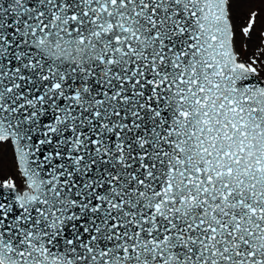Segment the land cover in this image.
<instances>
[{
	"label": "snow or ice",
	"instance_id": "1",
	"mask_svg": "<svg viewBox=\"0 0 264 264\" xmlns=\"http://www.w3.org/2000/svg\"><path fill=\"white\" fill-rule=\"evenodd\" d=\"M0 264H264V0H0Z\"/></svg>",
	"mask_w": 264,
	"mask_h": 264
},
{
	"label": "rangeland",
	"instance_id": "2",
	"mask_svg": "<svg viewBox=\"0 0 264 264\" xmlns=\"http://www.w3.org/2000/svg\"><path fill=\"white\" fill-rule=\"evenodd\" d=\"M252 47V50L254 51V52H256L257 53V55H259L260 53L258 52V49H257V46L254 44V45H252L251 46Z\"/></svg>",
	"mask_w": 264,
	"mask_h": 264
}]
</instances>
